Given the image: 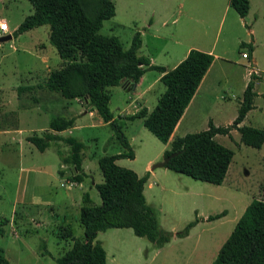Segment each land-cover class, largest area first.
<instances>
[{
    "label": "rangeland",
    "instance_id": "374dc122",
    "mask_svg": "<svg viewBox=\"0 0 264 264\" xmlns=\"http://www.w3.org/2000/svg\"><path fill=\"white\" fill-rule=\"evenodd\" d=\"M111 1L116 4V15L102 22L99 33L116 36L124 48L137 31L142 41L137 55L152 56L156 64L170 66L176 51L187 47L211 49L218 59L209 72V90L197 94V108L186 113L164 147L143 127L140 118H126L139 103L141 107L155 104L163 90L160 82L152 83L157 73L144 72L139 91L151 86L142 98L131 88H106L108 110L133 152L132 159L121 157L115 164L138 176L148 172L143 186L145 202L159 227L171 236L159 248L133 235L129 228L106 229L98 232L95 240L105 251L106 264H210L245 206L253 199L264 201V144L259 148L243 145L235 129L229 136L215 135L216 142L233 152L220 184L196 180L165 166L149 168L162 160L172 139L204 130L208 118L216 126L231 122L228 119L235 116L253 71L257 94L240 125L264 129V0H250V10L243 19L227 0H128L130 9L137 12L134 16L126 11V4L121 6L125 0ZM11 13L8 8L0 9V19L6 21L10 32L15 24ZM147 24H151L149 28ZM47 33L48 27L43 25L0 42V250L9 264H55L72 238L81 240V196L86 192L90 204L100 201L94 187L102 181L97 158L123 151L107 123L97 114L82 113L85 107L80 100L64 99L44 86L46 67L56 69L60 61ZM241 42L252 45L254 66L249 58L241 57L242 52L247 53L239 46ZM41 56L47 57L45 63ZM56 116L75 117L73 125L60 135L72 136L83 144L81 167L86 174L80 184L70 181L75 173L72 166L61 164L60 159L70 153L65 142L50 141L38 151L25 140L47 131L48 121ZM188 120L192 124L184 131L180 127ZM220 212L224 215L206 220ZM195 218L197 222L187 236H175ZM65 228L71 236L64 235Z\"/></svg>",
    "mask_w": 264,
    "mask_h": 264
},
{
    "label": "trees",
    "instance_id": "16d2710c",
    "mask_svg": "<svg viewBox=\"0 0 264 264\" xmlns=\"http://www.w3.org/2000/svg\"><path fill=\"white\" fill-rule=\"evenodd\" d=\"M32 13L24 16L10 36L46 25L48 42L61 60L58 68L49 70L44 86L57 92L67 100L78 99L85 109L93 110L103 123L114 131L115 138L123 151L97 158L102 181L94 184L99 196L98 204H90L88 194L81 196L78 221L82 226L83 238L74 239L70 247L55 259V264H106L105 251L95 240L98 232L109 228H129L133 235L143 237L159 248L168 242L171 234L159 227L152 209L145 202L143 186L148 172L138 176L134 171L117 166L115 160L121 157L132 159L133 152L120 126L108 110V87L131 88L145 71L161 73L163 91L156 98L150 111L141 107L126 118H140L143 127L157 140L166 143L193 96L199 82L207 71L213 56L197 49H189L185 57L173 68L153 65L142 55H137L141 45L139 32L135 31L129 46L124 48L116 36L99 33L102 22L114 16L111 0H27ZM228 5L242 19L249 9L248 0H228ZM250 55V43L239 44ZM254 72L249 74L236 115L225 126H214L210 120L204 130L186 133L169 142L162 156L170 157L165 165L168 169L212 184H220L225 177L233 152L215 141V135H230L235 129L243 145L259 148L264 144V129L240 125L253 107L256 93L253 83ZM75 117H53L48 121V130L40 136L32 134L25 140L38 151H43L50 141L65 142L69 156L61 158L62 165H71L75 173L70 181L80 184L83 144L72 136H60L73 125ZM59 176L63 171H57ZM224 215L220 212L206 217L207 221ZM197 222H188L175 236H187L189 229ZM65 236H71L65 228ZM0 264H9L0 250ZM210 264H264V201L253 199L242 211L227 238L220 245Z\"/></svg>",
    "mask_w": 264,
    "mask_h": 264
},
{
    "label": "crops",
    "instance_id": "0c3cea01",
    "mask_svg": "<svg viewBox=\"0 0 264 264\" xmlns=\"http://www.w3.org/2000/svg\"><path fill=\"white\" fill-rule=\"evenodd\" d=\"M249 1V9H248V12H249V10H250V0H248ZM113 2V4H114V8H115V14H114V16L116 15V4H115V2L114 1H112ZM227 2H228V0H227ZM125 4H126V11H128L129 13L132 11L133 13H131L130 15L131 16H134V15H137V12L135 13V10L133 9V7H132V9H130V7H131V3H128V0H125L123 3H121V6L122 5H124L125 6ZM2 7H5V8H8L12 13V15H14L15 16V19H14V22H15V24H14V26L12 27V30L14 31L15 30V28L17 27V25L22 21V19L24 18V16H26V15H29V14H31L32 13V7H31V5H30V3L27 1V0H0V9L2 8ZM149 10V9H148ZM152 12V11H151ZM248 12H247V14H248ZM128 13V14H129ZM247 14H246V16H247ZM113 16V17H114ZM245 16V17H246ZM244 17V18H245ZM112 18V17H111ZM243 19V18H242ZM0 21H5V20H3V19H0ZM150 25L151 24H147V27L149 28L150 27ZM37 28V27H36ZM36 28H32V29H30V30H28V31H25V32H22V33H26V32H31V30H34V29H36ZM12 31V32H13ZM12 32H10L9 31V28H8V25H7V33H12ZM141 35V34H140ZM141 48H142V41H141V45H140V47L138 48V50L137 51H139V50H141ZM189 49H195V48H193V47H187V48H185V49H183L182 51L181 50H177V49H174V52H175V50H177L176 52H177V57L175 58V60L170 64V66L169 65H165V64H156V62H155V60H154V58L152 57V56H150V57H146L148 60H149V62L151 63V64H153V65H158V66H162V67H164V69L165 70H169V69H171V68H173L180 60H182L184 57H185V55H186V53L188 52V50ZM200 51H203V52H207V53H210L212 56H213V59H212V61H211V63H210V65H209V67H208V69H207V71L205 72V74L203 75V77H202V79H201V81L199 82V84H198V86H197V88H196V90H195V92H194V94H193V96L191 97V99H190V101L188 102V104H187V106L185 107V109H184V111H183V113H182V115H181V117H180V119L178 120V122H177V124L175 125V127H174V129H173V131H172V133H171V135L174 133V131L180 126V124H181V121L183 120V118L185 117V115H186V113L190 110V109H192V111H195V109L197 108L196 106H195V100H196V97H197V94L199 93V92H201L202 90H205L206 88H207V90H209V86H210V82H211V80H210V71H212V69L214 68L213 67V65L215 64V60L216 59H218V56H216L213 52H212V50L211 49H199ZM175 52V53H176ZM143 56V55H142ZM248 58L251 60V63H252V65L254 66L255 64H256V60H255V57H254V55H252V52L250 53V55L248 56ZM244 59H247V58H244ZM47 60V57L46 56H41V62H43V63H45V61ZM60 64H61V60L59 61V62H57V65H56V67L58 68L59 66H60ZM49 68H48V66L46 67V72L45 73H48V71L50 70H48ZM156 72V71H155ZM254 72V71H253ZM157 73V75L154 77V79H153V81H152V83H158V82H160L159 81V77L161 76V73H158V72H156ZM255 73V72H254ZM246 75H247V73H246ZM255 75H256V73H255ZM143 76H144V73H143V75L140 77V79H139V81L137 82V83H135V87H134V89H132V91H133V93H135L136 95H138L139 97H141L142 98V96H143V92L144 91H146V90H148L149 88H150V86H151V84L149 85L148 84V86L146 85V87L144 88V90H140L139 91V89L141 88V86L143 85ZM257 76V75H256ZM163 91V90H162ZM161 91V92H162ZM160 92V93H161ZM159 93V94H160ZM159 94H157L158 96H159ZM257 94V93H256ZM158 96H156V98L158 97ZM140 98V99H141ZM77 102H78V99H75ZM155 103V102H154ZM197 104V103H196ZM142 105H143V102H142ZM137 106L138 107H136V108H134V112H132L131 114H127V116L128 115H132V114H134V113H136L137 111H138V109L139 108H141V106H140V103L139 104H137ZM154 106V105H153ZM152 106V107H153ZM142 107H144V108H146V110L147 111H150L151 110V108L152 107H146L145 105H143ZM196 107V108H195ZM81 108H84V107H81ZM236 109H237V107H236ZM82 113H87L89 116H93V115H95L96 113L93 111V110H89V109H83V111H82ZM193 114V113H192ZM74 115V114H73ZM235 115H236V113H235ZM125 115H123L122 117H124ZM126 116V117H127ZM71 117V116H70ZM235 117V116H234ZM234 117H231V118H229L228 119V121H231L232 122V120L234 119ZM67 118H69V117H67ZM208 120H210L211 122H212V124H213V121H212V118L210 117V118H208L207 119V121ZM243 120H244V118H243ZM242 120V121H243ZM231 122H229V123H227L226 125H228V124H230ZM191 121H189L188 120V122H185L184 123V125L182 126V127H180L181 129H184V131H187V129L191 126ZM214 125V124H213ZM214 126H216V125H214ZM223 126H225V125H223ZM206 127H207V122H206ZM58 135H60V132H58L57 133ZM184 134H186V132L185 133H183V134H181V136L182 135H184ZM170 135V136H171ZM61 136V135H60ZM170 138V137H169ZM169 141V140H168ZM168 141L166 142V143H163V147L164 146H166V144H168ZM128 144H130V141L128 140ZM161 151V150H160ZM117 161V159L115 160V162ZM150 161L151 160H148V161H146V166L147 165H149L150 164ZM145 166V167H146ZM83 169H82V171H83V173H84V175L86 174L85 173V167H82ZM145 170L147 171L148 170V168H145Z\"/></svg>",
    "mask_w": 264,
    "mask_h": 264
},
{
    "label": "water",
    "instance_id": "95a60500",
    "mask_svg": "<svg viewBox=\"0 0 264 264\" xmlns=\"http://www.w3.org/2000/svg\"><path fill=\"white\" fill-rule=\"evenodd\" d=\"M10 38H11V36H10L9 34L2 35V36H0V42L5 41V40H9ZM134 87H135V83L132 85L131 88L134 89ZM175 154H176V153H171V154H169L168 156L163 157L161 161H158V162L152 164V165L150 166L149 170H153L154 168L165 166L166 163H167V161H168V159H169L170 157H172L173 155H175Z\"/></svg>",
    "mask_w": 264,
    "mask_h": 264
},
{
    "label": "built area",
    "instance_id": "2783aa9c",
    "mask_svg": "<svg viewBox=\"0 0 264 264\" xmlns=\"http://www.w3.org/2000/svg\"><path fill=\"white\" fill-rule=\"evenodd\" d=\"M7 33V23L6 21H0V35L6 34ZM242 58H247L246 53L242 52L241 53Z\"/></svg>",
    "mask_w": 264,
    "mask_h": 264
}]
</instances>
